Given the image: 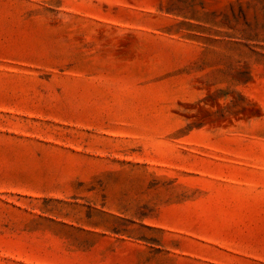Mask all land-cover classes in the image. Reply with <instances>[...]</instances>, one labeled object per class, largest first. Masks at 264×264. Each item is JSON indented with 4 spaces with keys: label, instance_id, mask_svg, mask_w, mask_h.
<instances>
[{
    "label": "rangeland",
    "instance_id": "374dc122",
    "mask_svg": "<svg viewBox=\"0 0 264 264\" xmlns=\"http://www.w3.org/2000/svg\"><path fill=\"white\" fill-rule=\"evenodd\" d=\"M0 264H264V0H0Z\"/></svg>",
    "mask_w": 264,
    "mask_h": 264
}]
</instances>
